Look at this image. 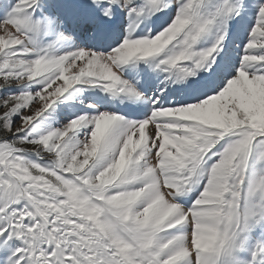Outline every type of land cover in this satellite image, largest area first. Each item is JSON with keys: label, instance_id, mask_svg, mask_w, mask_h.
<instances>
[{"label": "snow or ice", "instance_id": "obj_1", "mask_svg": "<svg viewBox=\"0 0 264 264\" xmlns=\"http://www.w3.org/2000/svg\"><path fill=\"white\" fill-rule=\"evenodd\" d=\"M0 264H264V0H0Z\"/></svg>", "mask_w": 264, "mask_h": 264}]
</instances>
